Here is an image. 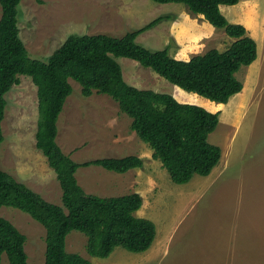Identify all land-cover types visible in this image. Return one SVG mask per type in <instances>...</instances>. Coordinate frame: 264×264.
Segmentation results:
<instances>
[{
	"label": "rangeland",
	"instance_id": "374dc122",
	"mask_svg": "<svg viewBox=\"0 0 264 264\" xmlns=\"http://www.w3.org/2000/svg\"><path fill=\"white\" fill-rule=\"evenodd\" d=\"M1 13L0 5V17ZM140 15L144 20L170 16L157 25L162 30L168 26L169 32L175 30L182 38L166 31L163 39H142L152 27L137 42L151 50L168 46L169 53L181 59L211 48L224 50L234 40L185 4L153 0H22L18 18L20 36L31 57L47 61L71 34L123 36L140 28L135 27ZM116 59L129 84L220 111V122L209 141L221 147L222 157L209 175L174 183L162 163L152 157L150 146L133 133L132 119L118 102L96 91L86 97L81 85L70 79L73 91L57 121L56 140L63 151L77 162L132 154L144 162L125 173L83 166L76 172L78 182L86 193L100 196L140 193L143 205L136 214L153 220L157 235L145 252L117 247L109 257L99 258L87 252V236L73 230L67 236V250L92 264H264V75L259 84L248 82L245 94L240 95L243 88L224 104L187 91L134 59ZM246 68L237 73L243 83ZM6 98L0 167L46 200L62 205L57 174L37 147V86L30 76L21 75ZM1 213L27 236L29 263L45 264V227L18 208L3 206ZM2 264H9L6 256Z\"/></svg>",
	"mask_w": 264,
	"mask_h": 264
},
{
	"label": "trees",
	"instance_id": "16d2710c",
	"mask_svg": "<svg viewBox=\"0 0 264 264\" xmlns=\"http://www.w3.org/2000/svg\"><path fill=\"white\" fill-rule=\"evenodd\" d=\"M21 1L0 0V145L4 141L6 94L20 83L21 75L30 76L39 99L37 147L57 174L63 204L46 200L0 167V264L4 256L9 264H30L27 236L2 215L3 206L28 213L45 227V264H92L81 254L67 250V236L73 230L87 236L86 249L91 256L107 258L117 247L145 252L156 238L157 226L153 220L136 214L143 205L141 194L86 193L76 176L80 167L91 165L125 173L142 167L143 159L132 154L77 162L56 140L57 121L73 91L70 79L81 85L86 97L96 91L115 99L120 110L132 119L131 129L150 146L152 157L162 163L174 183L186 184L195 175L207 176L222 157L221 147L209 141L220 122V111L129 84L116 58L134 59L187 91L225 104L244 88L238 71L258 56L256 40L246 27L230 22L220 8L222 4L234 5L241 0H153L185 4L194 15L224 29L234 39L224 50L211 48L189 59H180L169 53L168 46L151 50L137 42L141 33L170 18L166 15L123 36L71 34L47 61L32 58L20 36Z\"/></svg>",
	"mask_w": 264,
	"mask_h": 264
},
{
	"label": "crops",
	"instance_id": "0c3cea01",
	"mask_svg": "<svg viewBox=\"0 0 264 264\" xmlns=\"http://www.w3.org/2000/svg\"><path fill=\"white\" fill-rule=\"evenodd\" d=\"M149 5L151 10L152 8L151 4L149 3ZM220 8L221 11L224 13V15L227 17V19L229 18L228 20L230 22L244 25L248 31V34L256 40L258 56L252 64L248 66H244L247 67L246 68L247 74L244 79L245 80L244 87H246L248 82L257 81L258 83L256 84H259L260 79L264 75V0H241L240 2L234 5L222 4ZM141 14H146V13H141ZM138 17L139 18H137L136 20H139L140 22H137L136 23L137 25L135 27H139V26L142 27L143 25L147 24V22L151 21L148 20L147 18L146 20H144L142 18L143 15H140ZM144 22L146 23L144 24ZM161 27H162L161 25L154 26L151 33L147 35L146 38H142V39H146L147 41H149L151 38L154 37H161L163 39L164 38L163 35L164 33H166V31L168 32L169 36L170 35L174 36L177 39H179V37L182 38V36L177 34L175 30H171L169 32L168 26L165 27L166 29L163 28L165 30H162ZM140 39L141 37L139 38V42ZM175 57L179 58L177 56ZM245 90L246 89L244 88L243 92H241L240 95L245 94L244 92ZM133 133L135 135L137 134L135 131H133Z\"/></svg>",
	"mask_w": 264,
	"mask_h": 264
}]
</instances>
